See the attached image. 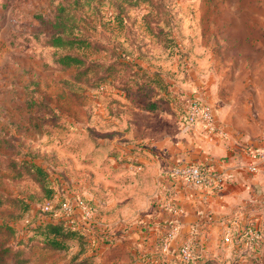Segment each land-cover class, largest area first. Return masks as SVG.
Instances as JSON below:
<instances>
[{
	"label": "rangeland",
	"instance_id": "obj_1",
	"mask_svg": "<svg viewBox=\"0 0 264 264\" xmlns=\"http://www.w3.org/2000/svg\"><path fill=\"white\" fill-rule=\"evenodd\" d=\"M54 34L85 44L52 47ZM64 54L83 65L62 64ZM248 58L264 64V0H0V264H264L263 222L186 232L174 252L133 251L81 190L110 157L134 163L121 156L127 137H207L181 123L182 101L214 110L233 68L256 69ZM23 161L45 169L52 200ZM74 197L94 208L90 245L78 252L75 236L56 250L35 227Z\"/></svg>",
	"mask_w": 264,
	"mask_h": 264
},
{
	"label": "crops",
	"instance_id": "obj_2",
	"mask_svg": "<svg viewBox=\"0 0 264 264\" xmlns=\"http://www.w3.org/2000/svg\"><path fill=\"white\" fill-rule=\"evenodd\" d=\"M245 62H255L256 69L233 68L226 97L215 96L214 118L225 136L127 137V148L119 143L125 153L120 155L133 164L119 167L114 162L120 157L112 156L111 163L88 172L81 190L99 209L98 219L112 224L109 231L128 240L130 250L139 245L174 252L189 231L217 233L240 217L264 223V163L257 161L256 172L247 173L251 160L241 148L264 147V64ZM185 160H208L223 171L228 176L223 188L210 191L174 178L173 167Z\"/></svg>",
	"mask_w": 264,
	"mask_h": 264
},
{
	"label": "built area",
	"instance_id": "obj_3",
	"mask_svg": "<svg viewBox=\"0 0 264 264\" xmlns=\"http://www.w3.org/2000/svg\"><path fill=\"white\" fill-rule=\"evenodd\" d=\"M182 106L183 109L179 120L188 130L192 131L199 128L207 137H212L213 135L225 136L216 124L214 111L208 103L192 98L183 100ZM241 148L251 160L247 165V173L253 174L257 170V161L264 163V147L259 148L244 144ZM172 176L183 180L191 186L210 191H220L228 178L223 171L216 170L208 160L200 162L179 161L172 169ZM50 207L51 201L46 202L42 208L47 210ZM61 207L65 213L62 218L71 222H82L88 226L90 224L89 221L95 217L94 208L86 204L80 197H74L71 204L63 203ZM180 250L185 253L188 249L182 246Z\"/></svg>",
	"mask_w": 264,
	"mask_h": 264
},
{
	"label": "trees",
	"instance_id": "obj_4",
	"mask_svg": "<svg viewBox=\"0 0 264 264\" xmlns=\"http://www.w3.org/2000/svg\"><path fill=\"white\" fill-rule=\"evenodd\" d=\"M55 27L58 29H61L62 31H67L66 27L61 24H55ZM48 45L56 48H62V47H79L80 45H84L85 42L82 39H69L61 34H54L49 37L48 39ZM59 62H61L64 65L67 66H81L83 65V59L77 55H71V54H64L58 58ZM110 67H113V63L109 64ZM154 106L151 105L150 108H153ZM181 111L183 109L182 103H181ZM23 166L25 167L26 171L29 174H32L33 179L36 181V183L39 185L41 191L44 194L45 200H52L53 198V187L50 184V180L48 178V174L45 171V169L40 166L39 164H36L35 162H28L23 161ZM12 202L19 203L20 209L22 211H25L27 209L28 203H26L24 200L17 198H12ZM57 206V205H56ZM61 206V203L58 205ZM35 228L42 229L41 234L45 238V242L49 244L52 248L56 250H66L68 249L67 245L65 244V239L67 238H73L77 237L80 241L81 248L80 251L84 250L85 247H89L90 245V239L93 235H90L89 232V225L86 226V224L82 222H71L65 218L57 217V218H51L48 220L41 221ZM82 246L84 247L82 249Z\"/></svg>",
	"mask_w": 264,
	"mask_h": 264
}]
</instances>
